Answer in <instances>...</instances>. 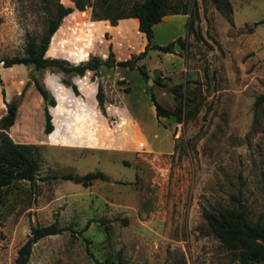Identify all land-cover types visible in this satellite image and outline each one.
<instances>
[{
	"label": "rangeland",
	"instance_id": "1",
	"mask_svg": "<svg viewBox=\"0 0 264 264\" xmlns=\"http://www.w3.org/2000/svg\"><path fill=\"white\" fill-rule=\"evenodd\" d=\"M55 1L6 0L7 21L19 25L21 45L26 34L43 31ZM186 3L196 33L181 32L171 53L148 48L136 58L144 78L135 66L101 65L86 77L36 70L55 97L49 107L53 136L42 130L43 100L28 94L23 101L21 90L17 122L6 131L34 145L38 169L33 181L14 179L0 188V264H14L31 226L51 222L64 229L38 238L28 264L236 261L205 226L201 209L231 204L234 193L251 216L264 214V102L254 121L252 104L264 91V0H230L229 19L210 0ZM92 20L90 6L62 17L48 56L76 63L90 54L105 56L108 42L115 59L142 49L145 38L131 21L120 38L110 39ZM170 40L151 37L154 43ZM63 77L76 83L77 95L60 83ZM89 79L102 85L104 114L93 103ZM176 83L181 96L171 90ZM147 92L176 110L178 119L156 118ZM90 170L106 178L87 184L72 179Z\"/></svg>",
	"mask_w": 264,
	"mask_h": 264
},
{
	"label": "trees",
	"instance_id": "2",
	"mask_svg": "<svg viewBox=\"0 0 264 264\" xmlns=\"http://www.w3.org/2000/svg\"><path fill=\"white\" fill-rule=\"evenodd\" d=\"M210 2L228 19L230 18V0H210ZM85 6H90L93 19H107L110 24H115L119 18L135 17L137 29L145 38L142 49L133 57L115 59L111 42H108L105 56L90 54L86 60H80L76 63L68 62L66 58L45 55L51 38L61 28L62 17L70 16L74 8L81 10ZM187 10L186 0H73L72 5H66L56 0L54 10L47 18L45 27L38 37L26 34L21 50L11 56L1 58L0 62L3 66L12 63L31 64L34 70L52 67L63 73L76 75H82L86 70L97 71L101 65L135 66L140 76L144 78L145 70L142 66L136 65L134 60L142 57L148 48L173 52V45L180 37L177 36L164 44L151 42L152 25L165 14L186 13ZM188 12L190 13V11ZM185 27L186 30H191L193 34L196 33V30L193 29L192 18L185 20ZM31 80L43 100L42 130L48 137H51L55 134V126L49 107L54 105L55 97L33 74H31ZM60 83L68 87L74 95L78 94L76 83L69 78H61ZM171 90L176 96H181L180 83L174 84ZM147 94L152 102L156 118L174 115L178 119L180 115L176 110L162 106L152 92H147ZM20 95L21 92L11 100L5 101V112L0 115V188L14 179H26L31 182L35 178V171L38 169L34 145L29 142L13 140L6 131L14 121L17 100ZM94 97L99 111L104 114L105 96L102 85L98 81ZM263 102L264 91L259 92L253 100V121L256 120L258 108ZM94 178L105 179L106 175L99 170H90L83 174L82 182L87 184ZM229 197L231 204L218 203L210 208L202 207L201 216L205 226L223 247L235 254L236 261L231 264L247 262L264 264V214L260 212L253 217L237 194L231 193ZM63 229L64 227L59 226L56 222L31 226L29 234L16 250L14 264H28L32 244L42 236L54 234ZM102 264H107V262L103 261Z\"/></svg>",
	"mask_w": 264,
	"mask_h": 264
},
{
	"label": "crops",
	"instance_id": "3",
	"mask_svg": "<svg viewBox=\"0 0 264 264\" xmlns=\"http://www.w3.org/2000/svg\"><path fill=\"white\" fill-rule=\"evenodd\" d=\"M7 8H8V4L6 3V0H0V59L5 56H11L17 53L18 51H20L22 46L20 42L21 37L20 34H18V31L20 30L19 25L18 24L16 25L15 22H13L12 24L8 23L7 21L8 15L6 13ZM72 11H79V10L74 8ZM177 15L184 17V19L183 18L179 19V22H181L184 25L183 31H180V28L182 30V26H180L179 22H177L178 20L172 18V17H177ZM167 17H171V18L167 19ZM185 20H186L185 13H168L163 15L158 22L152 25V38L153 39L167 38L168 40L170 39L172 40L177 36L181 37L180 35L181 32L185 33L186 30ZM92 22L97 23V25H99L98 23H101L100 25L103 26V31H106L108 33L109 36L107 38L110 39L114 38L115 35H118L117 36L118 38H120L123 35V32L125 31V26H123V24L125 22H130L137 29V19L135 17L119 18L115 24H110L107 19H97L95 21L92 20ZM159 29H161V31L158 32ZM137 31L140 35V38H144L143 34L139 30ZM157 43L163 44V42L161 41ZM163 53H171V52H163ZM45 55H51V54H48L45 50ZM99 55L103 56L104 52H101ZM30 73H32L34 76L35 73H37L36 70L33 69L31 64L12 63L8 66H3L0 62V115L5 112V101H9L12 98H14L17 94L21 92L23 88H24V93L23 96H21L23 101L24 100L27 101L28 94H31L35 102L38 101L42 102L41 95L33 85V82L29 79ZM82 76L86 77L87 74L83 73ZM88 81L91 89V98L93 99L94 101L93 103L95 104L96 100L94 97L93 90L95 92L97 81H94L93 79L92 80L89 79ZM17 112H18V106L16 108L14 121L9 126V130H10L9 132H11L12 128L15 127V124L17 122ZM15 141H21V140H15Z\"/></svg>",
	"mask_w": 264,
	"mask_h": 264
},
{
	"label": "water",
	"instance_id": "4",
	"mask_svg": "<svg viewBox=\"0 0 264 264\" xmlns=\"http://www.w3.org/2000/svg\"><path fill=\"white\" fill-rule=\"evenodd\" d=\"M150 81H151V80H150ZM148 82H149V80L147 81V84H148ZM82 177H83L82 175H78V174L75 173V174L72 176V179H73L74 181H76V180H80Z\"/></svg>",
	"mask_w": 264,
	"mask_h": 264
}]
</instances>
